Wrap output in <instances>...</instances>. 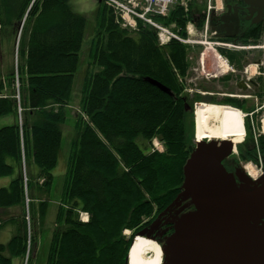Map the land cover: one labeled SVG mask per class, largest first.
<instances>
[{
	"label": "trees",
	"instance_id": "16d2710c",
	"mask_svg": "<svg viewBox=\"0 0 264 264\" xmlns=\"http://www.w3.org/2000/svg\"><path fill=\"white\" fill-rule=\"evenodd\" d=\"M70 1L35 0L28 13L36 19L22 46L29 89L21 126L16 102L5 95L0 75V119L12 118V124L0 127V176L15 174L11 185L0 189V212L24 204L20 139L30 189L34 179H43L50 196L48 186L63 150V126L75 120L76 141L67 160L70 178L63 192L67 202L59 211L58 235L45 264H125L134 235L182 193L183 168L192 153L185 144L188 126L193 131L183 99L188 46L172 41L160 47L151 27L124 30L115 9L107 5L86 70L82 50L88 20L73 11ZM8 4L15 8L19 2ZM182 16L178 12L174 20L184 25ZM77 76L81 112L75 115ZM147 79L166 86L172 96ZM154 139L164 143L163 153L154 151ZM41 188L36 198L31 196L39 201L38 221L44 220L49 200L40 199ZM81 212L88 214L87 223L80 221ZM12 218L0 215V226L12 224ZM13 224L17 233L8 245H0V264H14L26 251V224ZM125 230L133 231L132 239Z\"/></svg>",
	"mask_w": 264,
	"mask_h": 264
},
{
	"label": "flooded vegetation",
	"instance_id": "af4514ba",
	"mask_svg": "<svg viewBox=\"0 0 264 264\" xmlns=\"http://www.w3.org/2000/svg\"><path fill=\"white\" fill-rule=\"evenodd\" d=\"M202 3L201 9L198 6L188 16L196 40L192 41L186 32L188 43L198 45L187 47V71L182 79L185 107L190 119L196 104L236 110L243 115L246 134L233 142L232 152L223 165L235 183L240 184L242 179L256 182L261 175L253 178L247 169L264 172V15L252 14L242 0ZM222 17L230 18L228 26ZM206 23L218 32L205 30ZM241 126L243 130V119ZM172 232L171 224H164L148 228L146 233L163 244Z\"/></svg>",
	"mask_w": 264,
	"mask_h": 264
},
{
	"label": "water",
	"instance_id": "95a60500",
	"mask_svg": "<svg viewBox=\"0 0 264 264\" xmlns=\"http://www.w3.org/2000/svg\"><path fill=\"white\" fill-rule=\"evenodd\" d=\"M243 2L252 14L264 15V0ZM222 21L228 26L230 18ZM147 81L172 96L160 82ZM231 150L229 142H203L187 160L184 191L153 224L156 228L169 211L191 199L194 211L172 222L174 232L162 246L163 264H264V179L238 186L222 163ZM145 235L146 230L139 234Z\"/></svg>",
	"mask_w": 264,
	"mask_h": 264
},
{
	"label": "rangeland",
	"instance_id": "374dc122",
	"mask_svg": "<svg viewBox=\"0 0 264 264\" xmlns=\"http://www.w3.org/2000/svg\"><path fill=\"white\" fill-rule=\"evenodd\" d=\"M201 1L202 0L194 1V3L191 6V9H192L191 13H195V10L198 8V5H199V9H201L203 7V3L201 4ZM91 2H92L91 4H93V8H92V6L83 5L86 9L81 11L83 8V6L81 5L80 11L77 10L78 12L83 13L88 20V26H87V30H86L87 37H86V42H85L83 50H82L83 51V53H82L83 64H84V68L86 70H90L89 68L93 62V49H94L93 40L95 37L96 30H98V29L100 30V28H101V24L98 22V20L103 15L102 11L106 10V8H107V5L102 3L101 5H98L97 9H96L95 6L98 2H96V0H91ZM178 12H179V10H177V9L170 12V14H169V16H170L169 21L170 22L174 20V15H177ZM27 16H26V21L23 25V28H21V29L19 28V31H16V33L14 34V38H16V40H14V48L12 50V62H11L12 63V70L10 71V73H8L9 74L8 76L3 77V79H2L6 83L5 84V95L12 98L16 102V107H17L16 111H17L19 126L22 125L21 121H23V112L25 111L24 107H25V102H27V94H28V89H29V85L27 83L25 66H24V64H25L24 58L25 57L22 56V50H23L22 46L27 41V38H26L27 32H28L30 26L32 27V25H33L32 20L34 18L36 19L34 14L31 15V17H29V18ZM175 22H176V20L173 21V23H175ZM169 24H171V23H169ZM19 33H20V39H19V42L17 44V39H18ZM9 45H10V41L7 40L6 47L9 48ZM16 49H17V52H16ZM1 78L2 77H0V80H1ZM78 78L79 77L77 76V78L75 80L74 93H75L77 85H78ZM80 89H81V87H79L77 89V91H80ZM73 102L75 105L74 106V114L77 115V113L80 111V106H79L80 97H78V93L74 94V101ZM80 121L85 122V120H80ZM190 121H188V123H190ZM63 129H64L65 138H64V143H63V150H62L60 158H59V160H61V164H60L59 168L54 169L55 170L54 178L49 183L48 188L50 190V193H49L50 196L46 195V190L42 186L43 183L40 182L39 184H36L37 183L36 179H34V181H33L32 190L30 189V187H29V184L31 183V181L29 180V172L30 171L27 168V161L25 159L23 139L22 138L20 139V149H21L22 157H21V166L19 168V172H21L22 179H23V202H24V204L22 205V203L20 202V204H16L15 206H13V208L10 211H8L7 213H1L0 212V215L2 218L7 217L9 215H12V217H13L12 220L14 221L13 223L18 222L19 220L20 221L22 220L26 224V236H27L26 251L22 256H20V258H18L17 260L14 261V264H45V258H47L46 255L48 254V251L50 249V245H51L52 241L54 240V237L56 235H58L56 229L58 226V222L60 220L59 211H60L61 207L64 206L63 203L67 202V199H65L63 192H64V189L66 188V186L69 184V178L70 177H69V175L67 176V173H68V171H67V166H68L67 160H68V156L70 154V150L72 148V145L76 141V133H75L76 132V130H75L76 129V122H75V120H71V121L67 122V124H65L63 126ZM192 133L193 132H191V129L188 126V137H187L188 139H186L185 144L189 146L188 150L190 149L191 152L195 149V145H196L195 144L196 142H195V139H193V136H192V138L190 137V135ZM242 134H243V132H242ZM242 137H243V135H242ZM154 140H155V144L158 145L159 148L164 150L163 143L158 139H154ZM186 149H187V147H186ZM71 154H72V152H71ZM250 169H251V171H253L252 168H248L247 169L248 172L250 171ZM249 173L252 176V173L251 172H249ZM258 175H259V173H258ZM252 177L256 178L257 175H256V177L254 175ZM244 184H246V181L244 179H242V181L239 185L241 186ZM40 187H42L41 189H44V190H42L43 193L40 195V199L41 200L46 199L47 196H48L47 198H49V200L46 201V203H47L46 214H45V218L43 221L37 220L38 219L37 214L39 213V201L36 200L35 202H33L32 197H31V196L35 197V195H39V193L37 191H39ZM26 200H28L29 202L27 203ZM32 204H34L33 206H35L34 209L32 208ZM186 210H189L187 205L183 206L180 209V212H184ZM34 211L36 212L35 221H33V212ZM150 218H151V216L144 219V221L148 222L150 220ZM9 228L12 230V236H11L10 240H4L6 237H8V233H9L8 229ZM129 231L128 232L126 231V233L124 234L128 240L132 239V237H133V231H131V230H129ZM30 232H31V235H30ZM16 233H17V227L12 226V224L7 226V229L5 227L2 228V226H1L0 227V241H2L3 243H6V245H8L10 243V241L12 240V238L16 235ZM136 237H137V235H136ZM136 237H134V239ZM134 239H133V241H134ZM133 241H132L131 247L133 245ZM131 247L129 249V252L131 251ZM5 256L10 257L11 255L9 252H6Z\"/></svg>",
	"mask_w": 264,
	"mask_h": 264
},
{
	"label": "bare ground",
	"instance_id": "6f19581e",
	"mask_svg": "<svg viewBox=\"0 0 264 264\" xmlns=\"http://www.w3.org/2000/svg\"><path fill=\"white\" fill-rule=\"evenodd\" d=\"M191 33L193 34L192 31ZM237 112L236 110H221L209 104L202 105L196 112V142L232 141L231 144L234 146L233 142L243 135L242 116ZM250 172L252 176H258V173L256 174L251 169ZM88 219L89 216L85 220L88 221ZM163 256L162 246L149 236H137L128 255L129 264H163Z\"/></svg>",
	"mask_w": 264,
	"mask_h": 264
},
{
	"label": "built area",
	"instance_id": "2783aa9c",
	"mask_svg": "<svg viewBox=\"0 0 264 264\" xmlns=\"http://www.w3.org/2000/svg\"><path fill=\"white\" fill-rule=\"evenodd\" d=\"M106 2L116 10L122 20V26L125 28H135L137 21L140 20L158 31L161 45L167 44L173 39L181 43L187 42L178 34L157 23L154 18L167 16L170 8L174 5L186 7L189 0H106Z\"/></svg>",
	"mask_w": 264,
	"mask_h": 264
},
{
	"label": "crops",
	"instance_id": "0c3cea01",
	"mask_svg": "<svg viewBox=\"0 0 264 264\" xmlns=\"http://www.w3.org/2000/svg\"><path fill=\"white\" fill-rule=\"evenodd\" d=\"M19 5H17L15 8L9 6L8 0H0V31L3 30V28L12 29L14 27V23L17 22V20L20 18L21 14L23 13L25 7L29 3V0H18ZM91 0H71L70 5L74 12L84 15L83 13H80L81 5L86 6H92ZM98 4H96L95 8L97 9ZM86 8L83 6L82 10H85ZM78 10V11H77ZM95 10V9H94ZM2 21V22H1ZM4 23V24H2ZM10 23V24H9ZM6 24V27L4 26ZM9 31L0 32V75L3 77L8 76L10 71L12 70V50L14 48V33H11ZM7 40L10 41L9 48L6 47ZM5 124H12V118H2L0 119V127ZM61 164V160H59L58 165L56 168H59ZM55 174V170H54ZM15 175L10 176H0V189L2 188H8L12 181L14 180ZM9 226V225H8ZM14 226V224H12ZM7 229V226L5 227ZM8 237H6L4 240H10L12 236V230L8 229ZM0 245H6V243H3L0 241Z\"/></svg>",
	"mask_w": 264,
	"mask_h": 264
}]
</instances>
